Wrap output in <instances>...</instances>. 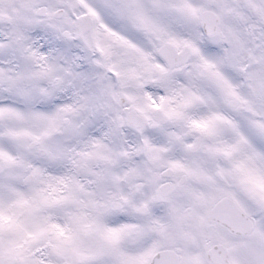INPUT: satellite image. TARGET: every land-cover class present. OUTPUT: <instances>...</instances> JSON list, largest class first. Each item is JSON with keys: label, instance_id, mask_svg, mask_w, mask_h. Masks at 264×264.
I'll use <instances>...</instances> for the list:
<instances>
[{"label": "snow or ice", "instance_id": "obj_1", "mask_svg": "<svg viewBox=\"0 0 264 264\" xmlns=\"http://www.w3.org/2000/svg\"><path fill=\"white\" fill-rule=\"evenodd\" d=\"M0 264H264V0H0Z\"/></svg>", "mask_w": 264, "mask_h": 264}]
</instances>
